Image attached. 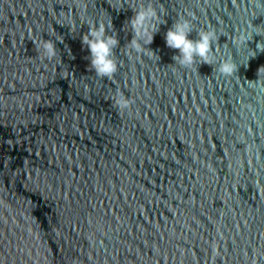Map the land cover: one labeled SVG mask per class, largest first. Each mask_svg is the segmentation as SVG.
<instances>
[{
	"label": "water",
	"instance_id": "95a60500",
	"mask_svg": "<svg viewBox=\"0 0 264 264\" xmlns=\"http://www.w3.org/2000/svg\"><path fill=\"white\" fill-rule=\"evenodd\" d=\"M152 2L158 57L129 48L147 0H0V264H264V32L240 43L264 10ZM181 16L217 32L209 63L173 60ZM100 23L111 77L81 42Z\"/></svg>",
	"mask_w": 264,
	"mask_h": 264
},
{
	"label": "clouds",
	"instance_id": "9594fccd",
	"mask_svg": "<svg viewBox=\"0 0 264 264\" xmlns=\"http://www.w3.org/2000/svg\"><path fill=\"white\" fill-rule=\"evenodd\" d=\"M119 2L120 0H117V3ZM131 9L134 14L128 21L132 32V38L129 41L130 50L137 54H148L150 51L152 57H158L145 46L152 41V34L165 11L163 6H160L158 12L152 0H147V3H141L139 7ZM255 9L264 10V0H255ZM109 27H111V24ZM248 29L240 37L241 44H245L253 32L256 34L264 32V29L260 26H254L251 22L248 24ZM192 31V21L181 16L165 33L166 45L178 50V55L174 56L173 60L183 67L193 65L197 58L202 62L209 63L210 47L218 39V34L213 29L200 30L196 39H190L189 35ZM81 42L88 48L89 63L95 73L100 77H111L117 69L116 62L112 58L113 49L118 44L115 35H108L103 23L98 26L93 24L89 27L88 33L82 35ZM39 47L45 57L49 59L56 55V47L52 40H41ZM257 49L264 50V43L258 42ZM218 71L224 75H231L236 71V66L230 61H224L220 64ZM262 74H264V66L257 70L258 79ZM118 104L121 108L128 107V101L124 98H121Z\"/></svg>",
	"mask_w": 264,
	"mask_h": 264
}]
</instances>
